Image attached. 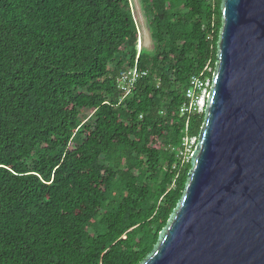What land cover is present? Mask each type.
Here are the masks:
<instances>
[{"label":"trees","instance_id":"trees-1","mask_svg":"<svg viewBox=\"0 0 264 264\" xmlns=\"http://www.w3.org/2000/svg\"><path fill=\"white\" fill-rule=\"evenodd\" d=\"M141 5L140 50L130 0H0V264H141L184 197L222 0Z\"/></svg>","mask_w":264,"mask_h":264},{"label":"water","instance_id":"water-1","mask_svg":"<svg viewBox=\"0 0 264 264\" xmlns=\"http://www.w3.org/2000/svg\"><path fill=\"white\" fill-rule=\"evenodd\" d=\"M184 197L141 264H264V0H222Z\"/></svg>","mask_w":264,"mask_h":264},{"label":"built area","instance_id":"built-area-1","mask_svg":"<svg viewBox=\"0 0 264 264\" xmlns=\"http://www.w3.org/2000/svg\"><path fill=\"white\" fill-rule=\"evenodd\" d=\"M141 76V73L137 69L123 73L119 79L122 91L129 94ZM212 81L213 79H202L201 77L196 76L191 78L189 88L186 92L189 103L182 107L181 112L183 115L193 111L202 113L206 110L207 105L202 109L201 101H203L202 99L204 95H209L212 87Z\"/></svg>","mask_w":264,"mask_h":264},{"label":"rangeland","instance_id":"rangeland-1","mask_svg":"<svg viewBox=\"0 0 264 264\" xmlns=\"http://www.w3.org/2000/svg\"><path fill=\"white\" fill-rule=\"evenodd\" d=\"M130 3L132 6V10L134 12L135 19L137 21L138 28H139V34H140L139 49L141 50V48L143 47L150 48L152 44L151 34H150L149 27L147 25L146 16L142 9L141 0H130ZM208 97L209 95H206V96L204 95L202 99L203 101H201L202 109L207 105ZM194 145H197L195 140L191 142L189 150Z\"/></svg>","mask_w":264,"mask_h":264}]
</instances>
